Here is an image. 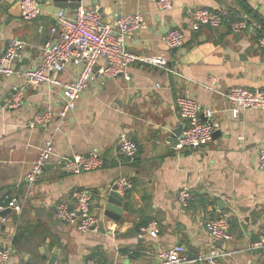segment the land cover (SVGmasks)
Here are the masks:
<instances>
[{"label":"crops","instance_id":"crops-1","mask_svg":"<svg viewBox=\"0 0 264 264\" xmlns=\"http://www.w3.org/2000/svg\"><path fill=\"white\" fill-rule=\"evenodd\" d=\"M39 1L44 13L26 20L19 0H0V55L9 41H23L15 61L20 68L36 67L42 46L57 38L55 13L64 9L72 14L76 9L60 6L64 2ZM172 1L166 11L159 10V0H80V6L98 8L109 23L143 14L128 49L140 55L167 54L170 66L177 64L181 75L133 63L130 80L120 76L95 81L64 119L58 117L63 101L59 87L25 86L21 106L10 108L15 88L24 86V80L0 76V194L16 196L22 206L21 212L7 208L0 217V247L13 245L6 264H84L87 259L98 264H161L160 252L178 244L185 246L188 257L214 247L225 254L220 264H264V251L251 250L264 228V171L258 168L264 110H245L233 119L224 112L227 103L221 94L235 86L264 87V50L259 46L264 0ZM202 7L246 17L249 25L237 34L226 26L194 31L191 11ZM173 28L184 32L185 41L180 50L170 52L162 37ZM105 64L102 57L97 67ZM76 72L70 66L59 79L72 81ZM187 93L215 111L216 130L206 147L178 151V137L172 134L183 128V120L176 99ZM44 111L55 114L49 129L31 128L35 115ZM122 134L138 146L132 159L119 153ZM49 137L54 138L55 153L29 186L26 175ZM93 150L102 154L103 168L76 175L64 170L63 157ZM121 178L132 184L121 194L128 208L122 224L107 218L102 208L104 195ZM184 186L192 195L187 207L178 200ZM81 188L94 194L98 230L81 232L56 217L61 202L73 207V193ZM226 214L233 238L214 244L205 225ZM153 222L159 224L157 237L141 232Z\"/></svg>","mask_w":264,"mask_h":264},{"label":"built area","instance_id":"built-area-1","mask_svg":"<svg viewBox=\"0 0 264 264\" xmlns=\"http://www.w3.org/2000/svg\"><path fill=\"white\" fill-rule=\"evenodd\" d=\"M172 6V0L158 2V8L161 11L169 10ZM19 7L21 16L26 20H33L44 13L39 0H19ZM55 22L57 38L42 46L41 59L36 67L15 66L16 59L20 57L25 47L23 41H9L0 55V76L24 80V86L15 88L9 103L10 108L21 106L25 86L47 83L61 89L63 101L58 117L64 119L76 110L83 94L95 81L104 83L108 79L120 76L130 80L128 69L136 62L181 75L177 64L173 68L170 66V57L167 54L140 55L128 49V39L141 28L144 22V16L141 13L125 15L116 23H109L103 20L98 8L87 9L79 6L72 14L59 9L55 13ZM191 23L194 31L202 26L212 28L226 26L231 33L237 34L247 29L249 20L246 17L238 19L229 17L228 12L223 9L202 7L191 11ZM162 39L169 51L175 52L184 46L185 34L181 29L173 28L168 30ZM259 46L264 50V37L259 39ZM102 57L106 59V64L97 67ZM70 66L77 69L75 78L69 82L61 81L59 74ZM157 86L159 87L158 84ZM221 94L227 103L224 112L233 119H238L241 112L245 110H264V87L250 89L235 86ZM176 106L183 120V128L177 138L175 149L180 151L206 147L213 140L216 130L215 111L203 107L189 93L177 97ZM54 119L55 114L51 111L39 112L35 115L30 127L47 130ZM118 150L120 154L132 159L138 153V146L127 135L122 134L118 142ZM54 153L55 141L53 137H49L26 175L29 186L38 181ZM62 164L67 173L76 175L103 168L104 160L100 152L93 150L86 154L63 157ZM258 168L264 171V146L260 148L258 154ZM131 187L132 184L127 179L121 178L115 183L113 190L124 194ZM73 199V207H70L68 201L58 205L57 219L76 227L81 232L100 229L101 220L92 211L94 200L92 191L86 188L76 190L73 193ZM178 200L182 207L189 205L192 195L188 187L184 186L179 190ZM7 208L18 212L22 210L16 196L0 194V212ZM228 217L226 214L206 223V230L214 244L218 241H230L233 238L229 231ZM141 230L142 233L157 237L159 224L153 222ZM12 246L9 243L0 247V264H6L9 261L13 251ZM251 250L264 251V228L260 238L251 245ZM159 256L161 264H190L187 249L181 244L162 250ZM224 257V253L213 247L207 253L198 255L194 264H220ZM84 264L98 263L87 259Z\"/></svg>","mask_w":264,"mask_h":264},{"label":"water","instance_id":"water-1","mask_svg":"<svg viewBox=\"0 0 264 264\" xmlns=\"http://www.w3.org/2000/svg\"><path fill=\"white\" fill-rule=\"evenodd\" d=\"M54 1L55 2H64V3H60V6H62V7L70 6V7L76 8V9L81 4L80 0H54ZM181 132H182V128L180 127L173 132L172 138L179 137ZM123 201H124V197L121 194H119L115 190L109 189L103 197L102 208L104 210L103 211L104 215L107 218H110L117 223H120V224L124 223L123 213L125 210H128V208L126 205L123 204ZM5 213H6V210L1 211L0 217H4ZM188 258L190 260V264H194V261L198 258V255L196 253L192 252ZM52 261H53V259L51 260V262Z\"/></svg>","mask_w":264,"mask_h":264},{"label":"trees","instance_id":"trees-1","mask_svg":"<svg viewBox=\"0 0 264 264\" xmlns=\"http://www.w3.org/2000/svg\"><path fill=\"white\" fill-rule=\"evenodd\" d=\"M244 8L247 11V13H249L250 15L254 17L255 20L262 23V19L258 15L254 14L248 5H245Z\"/></svg>","mask_w":264,"mask_h":264}]
</instances>
